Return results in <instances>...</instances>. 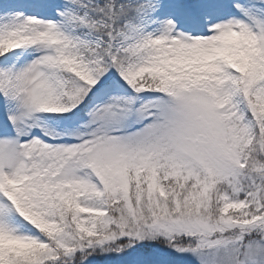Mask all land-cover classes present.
Here are the masks:
<instances>
[{"label":"rangeland","instance_id":"rangeland-1","mask_svg":"<svg viewBox=\"0 0 264 264\" xmlns=\"http://www.w3.org/2000/svg\"><path fill=\"white\" fill-rule=\"evenodd\" d=\"M263 2L155 3L150 13L144 14L141 22L124 34V41L118 43L120 49L135 48L144 53L117 75L135 85L141 75L161 66L160 73L176 91V98L161 103L164 122L152 125L151 121L143 130L117 137L107 131L111 124L122 125L119 113L136 98L121 84H114L104 96L97 97L88 120L74 124V128L54 120V112L63 111L55 96L64 87L58 68L65 58L75 61L78 74L90 85L100 86L112 75L111 69L99 74L93 64L73 58L71 49L100 45L102 41L76 32L71 0H3L0 49L26 50L7 67L8 78L6 73L4 80L8 94L0 104V264H5L4 255L9 249L22 255L31 246L48 249L51 241L70 249V235L57 231L49 206L53 197L68 193L76 201L77 227L83 234L98 235L106 229L109 240L130 236L168 242V247L163 245L164 248L150 252L156 249L153 258L158 264H264V239L221 242L205 236L213 228L240 227L249 232L260 226L261 232L264 226L263 156H256L253 162L251 157L247 161L242 157L243 149L255 142L258 128L255 120L249 118L242 96V77L226 62L228 54L236 55L243 49L259 54L262 49L263 57L258 55L257 59L264 65V21L257 19L262 30L252 22ZM30 5L46 15L30 20ZM15 10L20 14L14 15ZM200 26V32L190 29ZM177 69L189 72V76L175 77ZM137 98L145 117H158L156 107L160 103L155 104L154 97ZM165 127H171L165 130L173 134L162 132ZM76 139L84 141L77 144ZM104 139H108V144L104 142L97 148ZM94 140L97 142L91 144ZM123 143H128L124 145L129 150L109 147ZM169 144L177 150L174 156H190L193 167L198 166L196 161H204L207 165H202L200 175L209 171L205 176L211 185L204 184V178L175 173L180 174L181 181L170 189V195L155 191L154 181L159 173L151 167L145 171L131 164L134 154L130 149L140 151L138 163L143 166L149 156L167 154ZM93 160L97 161L94 171L109 189L115 183L127 185V178H118L123 171L138 180L145 177L149 183L139 190V206L115 202L121 226L114 225L107 216V205L100 200L102 186L87 165ZM236 162L242 167L248 162L251 169L255 163L256 171L244 174ZM260 163L262 167L257 169ZM214 176L223 179L220 185L215 186ZM212 205L218 208L216 220L209 217ZM213 220L215 223L211 224ZM36 224L42 227L41 231ZM184 234L198 237L185 244L176 243L175 236ZM113 249L111 260L102 264L149 262L148 256L133 249L126 253Z\"/></svg>","mask_w":264,"mask_h":264},{"label":"trees","instance_id":"trees-1","mask_svg":"<svg viewBox=\"0 0 264 264\" xmlns=\"http://www.w3.org/2000/svg\"><path fill=\"white\" fill-rule=\"evenodd\" d=\"M83 1H87V0H83ZM117 4L115 3V5L112 7V6H110L111 7V9H112V15H113V19H115V21H116V19L118 18L119 20L121 19V18H123L122 17V15L124 16V17H126V16H133L134 14H133V12L132 11H130V10H122V6H120L119 7V4L120 5H123V0H122V2L120 1V0H117ZM101 11H103V8H100V12ZM104 12L106 13V14H110L111 13V10L109 9V8H105L104 9ZM122 22H123V20L121 21V24H122ZM106 26H107V30H106V32H108L110 29H111V24H110V21L109 20H106ZM100 30H104V29H101V28H99ZM99 53H100V51L98 50V49H96V48H92V50H91V54L93 55V56H97L98 58H101V56H99Z\"/></svg>","mask_w":264,"mask_h":264},{"label":"bare ground","instance_id":"bare-ground-1","mask_svg":"<svg viewBox=\"0 0 264 264\" xmlns=\"http://www.w3.org/2000/svg\"><path fill=\"white\" fill-rule=\"evenodd\" d=\"M28 14L33 15V16L31 17L32 20L35 19L36 16H38V15H39V16H43V15H45L44 13H42V12H40L39 10L34 9V8H31V9L28 11Z\"/></svg>","mask_w":264,"mask_h":264}]
</instances>
